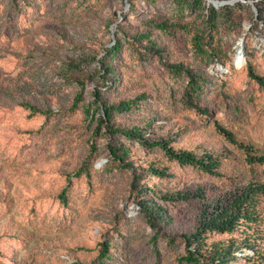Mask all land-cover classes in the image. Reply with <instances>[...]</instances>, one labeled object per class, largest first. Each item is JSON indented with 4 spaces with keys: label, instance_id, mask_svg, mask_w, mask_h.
<instances>
[{
    "label": "rangeland",
    "instance_id": "rangeland-1",
    "mask_svg": "<svg viewBox=\"0 0 264 264\" xmlns=\"http://www.w3.org/2000/svg\"><path fill=\"white\" fill-rule=\"evenodd\" d=\"M205 2L221 14L216 38L228 52L223 64L204 60L191 36L180 48L162 41L174 57L208 75L211 83L200 104L209 115L189 109L178 95L177 78L133 40L156 16L188 21L195 32L202 11L181 10L174 0H0V264H101L105 242L112 245L111 264H191L182 260L187 254L183 233L190 232L204 207L264 182L263 168L247 164L239 145L264 154V89L248 71L250 64L264 76V15L256 7L264 11V0ZM226 8L233 25L225 21ZM118 41L113 61L125 81L119 90L109 89L101 76L106 73L102 62H111L106 50ZM140 91L152 94L147 109L158 117V131L178 148L212 152L221 176L97 129L101 103ZM131 120L130 114L118 119ZM92 140L97 152L91 174L77 176L92 154ZM118 140L142 155V164L156 159L173 176L140 178L142 168L134 175L119 167L110 152ZM145 185L160 195L199 193L202 198L163 203L174 221L159 230L143 215L140 188ZM63 191L66 200L60 198Z\"/></svg>",
    "mask_w": 264,
    "mask_h": 264
},
{
    "label": "trees",
    "instance_id": "trees-1",
    "mask_svg": "<svg viewBox=\"0 0 264 264\" xmlns=\"http://www.w3.org/2000/svg\"><path fill=\"white\" fill-rule=\"evenodd\" d=\"M174 2L181 10L202 11L200 14L201 24L195 32L192 31V24L188 21L156 16L149 19L138 30L133 40L141 42V48L152 56H158L162 65L174 78H177L179 88L182 89L179 93L178 88V95L189 109L194 108L209 115V108L200 104V101L203 100L205 87L211 83L208 75L183 58L174 57L171 48L162 39H169L180 48L188 45V36H191L193 47L204 60L213 66L223 64V61L227 59L228 52L224 49L222 38H216L221 14L219 15L212 6H206L205 0H174ZM256 7L260 14L264 15L260 5ZM230 10L228 8L224 10L225 21L229 25H233ZM261 20L263 21V19ZM120 48L119 41L108 48L106 55L111 59V62H102L106 73H102L101 76L109 89L119 90L125 86L123 76L119 75L116 69L117 65L113 61ZM169 51L171 52L169 53ZM248 71L251 79L264 89V76L256 73L250 64ZM177 92L175 93L177 94ZM151 95L147 91H140L129 98L101 103L102 112L97 129L99 131L106 129L110 137L120 134L126 140L139 144L147 152L159 150L170 161L177 162L182 166L193 167L204 174L221 176L219 161L212 152L199 153L192 149L178 148L174 144L173 138L158 131L160 130L157 125L158 117L147 109L154 102ZM96 99H100L98 92ZM128 114L133 120L125 124L118 121L121 116ZM216 124L219 131L228 140L238 143L236 136L230 130L219 122ZM90 145L92 154L84 162L80 171L76 173L77 176L83 173L91 174L90 169L94 165L93 158L96 157L97 148L94 140L90 142ZM239 145L245 152L247 164L252 167H262L264 173V154L259 153L250 144L240 143ZM110 152L119 162V167L131 170L134 175L137 170L142 168L139 174L140 178H143L142 174L149 173L153 177L159 178L173 176L169 172L170 168L156 159H146L147 163L142 164L140 162L142 155L133 151V147L125 141L118 140L112 143ZM131 157L138 158L137 163L130 159ZM139 180V177L135 176L134 181ZM135 185L138 186L137 183H134ZM140 193L143 195L140 204L147 223L159 230L174 221L164 204L202 198L199 193H176L175 195L174 193H165L160 195L154 187L148 185L141 187ZM65 197L66 191H63L60 198L66 200ZM263 224L264 182L250 183L226 199L204 207L190 232L183 233L187 254L182 257V260L191 264H264V246L261 243L264 240ZM215 235L217 237H212ZM111 250L110 243L102 244L99 253L101 264H111ZM250 252L253 254L250 255Z\"/></svg>",
    "mask_w": 264,
    "mask_h": 264
},
{
    "label": "bare ground",
    "instance_id": "bare-ground-1",
    "mask_svg": "<svg viewBox=\"0 0 264 264\" xmlns=\"http://www.w3.org/2000/svg\"><path fill=\"white\" fill-rule=\"evenodd\" d=\"M255 27H257V26L255 25Z\"/></svg>",
    "mask_w": 264,
    "mask_h": 264
},
{
    "label": "built area",
    "instance_id": "built-area-1",
    "mask_svg": "<svg viewBox=\"0 0 264 264\" xmlns=\"http://www.w3.org/2000/svg\"><path fill=\"white\" fill-rule=\"evenodd\" d=\"M249 254H251V252Z\"/></svg>",
    "mask_w": 264,
    "mask_h": 264
}]
</instances>
